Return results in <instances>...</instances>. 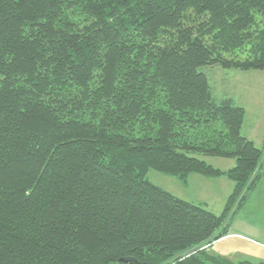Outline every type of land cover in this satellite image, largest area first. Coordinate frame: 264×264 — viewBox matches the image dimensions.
<instances>
[{"label": "trees", "instance_id": "1", "mask_svg": "<svg viewBox=\"0 0 264 264\" xmlns=\"http://www.w3.org/2000/svg\"><path fill=\"white\" fill-rule=\"evenodd\" d=\"M202 67L264 71V0H0V264H233L263 151ZM150 170L234 188L216 215Z\"/></svg>", "mask_w": 264, "mask_h": 264}, {"label": "rangeland", "instance_id": "2", "mask_svg": "<svg viewBox=\"0 0 264 264\" xmlns=\"http://www.w3.org/2000/svg\"><path fill=\"white\" fill-rule=\"evenodd\" d=\"M200 71L208 77L216 101L222 100L226 94L231 93L236 105L247 108L244 133L250 134L249 131L253 132V128L258 127V125L261 126V122L264 125V72H236L232 70L231 72L233 73H240L234 78V76L225 74L228 70H221L219 67H202ZM260 142V139L255 141L256 145H260ZM203 159L208 161V164L214 168L222 171L235 164V160L229 158L206 157ZM146 179L184 201L189 200L187 202L202 207H205L202 204H207L208 208H205L216 215H220L224 210L222 206H219L221 195H217L219 191H215L212 186H203L205 191H198L193 186L190 188V194L187 195L184 190V184H180L175 177L164 175L156 170H150ZM223 187L220 184L219 188L223 190ZM248 208L249 206L237 212L230 227V233L233 236L215 242L209 249L211 254L228 259L233 264H239L240 260H250L253 257L260 256V253H256L260 251V248L256 246L253 248L250 238L254 240H260L261 238L262 242H264V232L261 233L250 223L256 221L264 222V209Z\"/></svg>", "mask_w": 264, "mask_h": 264}, {"label": "crops", "instance_id": "3", "mask_svg": "<svg viewBox=\"0 0 264 264\" xmlns=\"http://www.w3.org/2000/svg\"><path fill=\"white\" fill-rule=\"evenodd\" d=\"M217 68V67H215ZM221 69V68H220ZM223 70V69H221ZM227 71V70H225ZM232 70H228L225 74L227 76H238L240 75V73H233L231 72ZM235 71V70H233ZM237 72V71H236ZM243 72V71H240ZM246 72H251V71H246ZM252 72H264V71H252ZM244 74H250V73H244ZM214 97V94H213ZM225 97H230L231 93L226 94ZM234 100V98H232ZM235 102V100H234ZM241 107V106H239ZM242 108L245 110V116L247 115V108L242 106ZM263 118V116H262ZM246 119V117H245ZM246 120H244L243 126H242V134L248 138L249 140H251L252 142H254V144L256 145L255 141L257 139H260V145H256L259 149H261L263 151V158L261 161V164L259 166L258 172H257V180H256V184L253 187V189L250 192V195L248 197V199L246 200L243 208L241 209H246L247 206H249L248 209H264V125H262L261 122V126L258 125V127L253 128V132L249 131L250 134H246L244 133L245 131V127H246ZM256 137V138H255ZM208 162V161H207ZM235 166V164H233L231 167H229L228 169H225L223 171H228L229 169L233 168ZM226 180V181H224ZM180 184H184V190L186 191L187 195L190 194V188L194 186L195 189H198V191H205L203 189V186L209 187L212 186L214 188L215 191H219V193H217V195H221L219 198V206H222L223 208H225V205L227 203V200L229 198V196L231 195L233 188H234V184L231 180L227 179V177H219V178H206L200 175H191L188 178L187 183H183L181 181H179ZM220 184L223 185V190L220 189ZM177 186H179L177 184ZM217 189H216V188ZM170 193V192H169ZM178 197V196H177ZM189 201V200H187ZM205 207H207V204H202ZM208 208V207H207ZM206 208V209H207ZM251 225H253L255 228H257V230H259L261 233L264 232V222L262 221H256L253 223H250ZM233 236V234H229L227 237L225 238H231ZM241 236V235H239ZM224 239V238H223ZM227 240V239H226ZM251 245L260 248V251H257L256 253H260V256H257L256 258H252L250 260H240V262L242 261H250L252 264H261L264 263V242H262L261 238L260 240H254L251 239ZM220 243V242H218Z\"/></svg>", "mask_w": 264, "mask_h": 264}, {"label": "water", "instance_id": "4", "mask_svg": "<svg viewBox=\"0 0 264 264\" xmlns=\"http://www.w3.org/2000/svg\"><path fill=\"white\" fill-rule=\"evenodd\" d=\"M129 261H131V260H130V259H126V260H125V262H129Z\"/></svg>", "mask_w": 264, "mask_h": 264}]
</instances>
